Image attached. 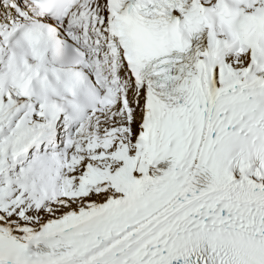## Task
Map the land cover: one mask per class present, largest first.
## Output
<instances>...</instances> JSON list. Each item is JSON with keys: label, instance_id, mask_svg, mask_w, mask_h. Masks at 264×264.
<instances>
[{"label": "snow or ice", "instance_id": "snow-or-ice-1", "mask_svg": "<svg viewBox=\"0 0 264 264\" xmlns=\"http://www.w3.org/2000/svg\"><path fill=\"white\" fill-rule=\"evenodd\" d=\"M0 264H264V0H0Z\"/></svg>", "mask_w": 264, "mask_h": 264}]
</instances>
